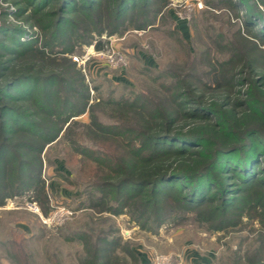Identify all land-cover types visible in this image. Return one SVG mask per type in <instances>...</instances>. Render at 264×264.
<instances>
[{
    "label": "rangeland",
    "instance_id": "obj_1",
    "mask_svg": "<svg viewBox=\"0 0 264 264\" xmlns=\"http://www.w3.org/2000/svg\"><path fill=\"white\" fill-rule=\"evenodd\" d=\"M120 1L0 0V264H85L90 243L99 264L109 252L107 264H264V0H126L121 15ZM142 93L146 112L164 97L177 112L183 177L157 203L139 201L147 189L96 212L83 192L102 165L77 150L101 147L93 126L133 124L114 102ZM44 127L62 129L45 145ZM36 155L45 203L15 183L18 160ZM61 206L72 214L43 222Z\"/></svg>",
    "mask_w": 264,
    "mask_h": 264
},
{
    "label": "trees",
    "instance_id": "obj_2",
    "mask_svg": "<svg viewBox=\"0 0 264 264\" xmlns=\"http://www.w3.org/2000/svg\"><path fill=\"white\" fill-rule=\"evenodd\" d=\"M126 4V0H121L118 3V14L121 13L120 10H122ZM88 8L92 9L91 7ZM129 9L130 7L125 10ZM261 31L264 33V24L263 27L261 26ZM151 99L150 96H145V94L142 93L136 95L130 100L115 101V106L118 105L125 107L127 111H130V114L134 116L133 124L126 127H123L118 123L114 126L106 127L93 126L92 129L95 131L104 133L103 141L100 143L101 147L98 148V151H94L91 148H78L77 151L81 153L82 158L91 162L99 160L102 165L101 178L95 182H89L84 185L83 194L86 195L84 203H86L87 208L93 209L96 212L111 209V206L108 203L111 200H114L119 206L126 205L130 199L143 197L142 194H144L147 189L150 190V198L139 201L143 202V205L150 202L157 203L159 199L158 196L163 192V189H161L162 183L165 181H171L174 178L177 179L183 177V171L174 170V168L177 167L179 160H175L170 156V151L173 150L171 145L176 141V136L172 133L175 130H172L170 124L173 119L171 115L174 113L176 116L177 112L167 110L165 107L167 100L164 97L162 100L163 107H160L158 110H150V113H148L146 112V109L147 105H150V102H153ZM67 107V109H69L67 110L68 115L74 113L70 112V110L73 111L72 107L69 105ZM31 125L35 126V124ZM68 128L69 125L67 126V129ZM61 129L59 128L58 130L53 127L41 128L44 134L40 137H42V139H47L42 144L46 145L55 140ZM40 147L41 145L36 149L38 152H40ZM93 154L97 160L91 158ZM36 157V165H33V163L29 162L24 157H21L20 160H18L19 166L17 169V176L15 177V180L17 179V181H15V183H21L22 186L25 185L27 188H31L34 191L36 199L39 202L45 203L47 201V192L44 187V180L41 179L38 173L40 167L39 155H36ZM31 172H34L35 175H32L33 173ZM196 174L197 173H195L194 176ZM25 176L28 177V179L30 178L31 181L28 182L25 179ZM174 181L175 180H173V182ZM198 184H200L198 186L199 189H196L193 195H191L190 201H193L197 194L203 193L204 191V189H201L203 185L202 181H199ZM1 185L2 186L0 187L3 190H0V202L2 198L10 194L4 192V190L7 191L8 187L4 188L5 186L3 187V184ZM174 185L175 184L173 183L170 186H166L168 191H174ZM22 186L15 188L18 189L17 192L22 190ZM126 189H129L132 192L138 190V192L127 194L124 196L125 199H122V193H124ZM177 194L178 199L180 194ZM184 195L185 194L182 193L180 197L183 205V201L187 200L189 202V197ZM202 200H204V195ZM201 203L202 202L197 205H201ZM70 231L80 235L75 229ZM97 240H100L102 243L110 241L102 235L97 236ZM98 244L94 245L90 243V245L93 246V252L89 260H84L85 264H99L100 260H102V256H100V254L98 256L97 254L99 248ZM109 255L110 252L108 255L106 254L104 256L103 260H106L105 264L109 262Z\"/></svg>",
    "mask_w": 264,
    "mask_h": 264
},
{
    "label": "built area",
    "instance_id": "obj_3",
    "mask_svg": "<svg viewBox=\"0 0 264 264\" xmlns=\"http://www.w3.org/2000/svg\"><path fill=\"white\" fill-rule=\"evenodd\" d=\"M72 212L64 206L59 207L57 210H54L53 213L47 218H43V222L50 224V222L60 223ZM155 264H182L178 256L174 254H158L154 257Z\"/></svg>",
    "mask_w": 264,
    "mask_h": 264
}]
</instances>
